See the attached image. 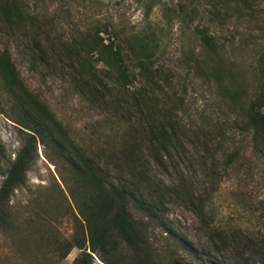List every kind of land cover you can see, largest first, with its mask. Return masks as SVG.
<instances>
[{
    "label": "rangeland",
    "instance_id": "rangeland-1",
    "mask_svg": "<svg viewBox=\"0 0 264 264\" xmlns=\"http://www.w3.org/2000/svg\"><path fill=\"white\" fill-rule=\"evenodd\" d=\"M15 1L20 16L12 27L0 14V50H10L24 84L73 140L109 167L110 183L124 177L102 153L113 149L123 129L117 134L115 107L84 95L74 75L81 61L86 71L110 79L83 41L100 30L122 49L130 69L135 55L155 53L150 64L160 87L147 79L144 85L159 91L164 109L185 126L188 144L186 155L181 147L178 171L154 168L150 178L165 188L182 180L194 195V203L168 197L149 221L164 261L179 252L189 264H264L255 245L264 233V146L243 123L244 109L264 84V0ZM201 31L214 37V49L202 43ZM35 40L52 55L48 63L33 49ZM14 99L0 74V188L29 138L14 121ZM37 146L26 181L8 202L12 220L0 227V264H75L79 248L67 257L57 249L76 233L77 210L69 206L63 180H71L69 167L55 164L40 140ZM133 215L139 217L136 210ZM216 228L228 235L222 244L212 237ZM93 258V264H106L98 254Z\"/></svg>",
    "mask_w": 264,
    "mask_h": 264
},
{
    "label": "trees",
    "instance_id": "trees-1",
    "mask_svg": "<svg viewBox=\"0 0 264 264\" xmlns=\"http://www.w3.org/2000/svg\"><path fill=\"white\" fill-rule=\"evenodd\" d=\"M17 6L15 0L0 1V14L9 27L20 16ZM100 33L98 30L94 38L83 43L97 53L98 62L108 68L110 79L95 71H86L81 61L78 62L81 69L74 75L79 78L84 95L99 102L101 107L112 105L116 109L117 134L120 129L123 133L113 149H104L102 154L107 155V163L115 165L124 178L115 184L108 181L109 167L75 142L52 110L29 91L10 50L5 48L0 50V74L17 104L14 121L28 131L29 138L12 161L0 188V227L12 220L8 202L15 189L26 181L40 140L53 153L55 164L67 165L71 174V180L62 176L73 201L69 206L77 210L74 212L76 233L57 248L64 257L77 247L81 253L74 259L75 264H93L94 254L106 264H189L187 257L179 252L170 253V260L164 261L149 234L150 219L157 218L160 207L173 195L194 203L193 193L182 180L165 188L163 181L157 185L150 178L154 168L178 171L181 147L183 155L187 153L186 128L164 109L159 91H149L144 85L147 79L155 88L160 87L154 79L158 70L154 71L150 64L155 53L135 55L132 60L137 62L136 67L130 69L129 59L122 54V49L112 40L106 42ZM200 33L202 43L214 49V37L205 31ZM34 46L41 61H51L52 55L42 40H35ZM230 96L233 99V95ZM263 108L264 84L257 98L244 109L243 120L245 129L250 130L252 139L260 146H264ZM123 112L127 113L119 115ZM126 132L130 133L128 138ZM133 210L139 213L138 218ZM212 237L217 245L218 240L225 242L228 235L216 228ZM255 245L258 252L264 254V233Z\"/></svg>",
    "mask_w": 264,
    "mask_h": 264
}]
</instances>
